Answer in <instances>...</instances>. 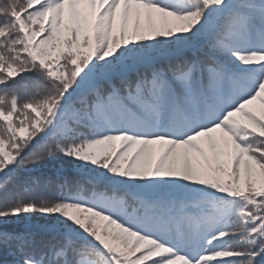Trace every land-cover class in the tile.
Instances as JSON below:
<instances>
[{
	"label": "snow or ice",
	"instance_id": "snow-or-ice-1",
	"mask_svg": "<svg viewBox=\"0 0 264 264\" xmlns=\"http://www.w3.org/2000/svg\"><path fill=\"white\" fill-rule=\"evenodd\" d=\"M0 264H264V0H0Z\"/></svg>",
	"mask_w": 264,
	"mask_h": 264
},
{
	"label": "trees",
	"instance_id": "trees-1",
	"mask_svg": "<svg viewBox=\"0 0 264 264\" xmlns=\"http://www.w3.org/2000/svg\"><path fill=\"white\" fill-rule=\"evenodd\" d=\"M26 198H28V197H26Z\"/></svg>",
	"mask_w": 264,
	"mask_h": 264
}]
</instances>
